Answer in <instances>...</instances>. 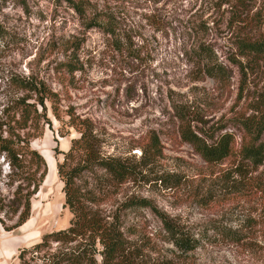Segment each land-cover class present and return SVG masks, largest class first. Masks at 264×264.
Here are the masks:
<instances>
[{
  "label": "rangeland",
  "instance_id": "1",
  "mask_svg": "<svg viewBox=\"0 0 264 264\" xmlns=\"http://www.w3.org/2000/svg\"><path fill=\"white\" fill-rule=\"evenodd\" d=\"M84 1L114 17L120 49L64 0H0V93L9 72L42 79L58 94L63 119L48 108L50 122L31 141L47 172L29 219L12 230L0 225V264L18 263L23 248L69 225L57 165L79 133L67 124L66 109L92 122L101 158L119 159L128 170L121 181L87 165L75 190L82 207L121 226L133 264H264L254 187L264 164L236 156L208 162L181 134L185 127L210 141L227 131L237 150L242 120L264 121V54L242 56L237 46L238 36L259 34L264 0ZM199 44L208 58L196 55ZM63 61L76 70H56ZM151 138L156 150L143 154ZM68 163L84 164L77 155ZM132 197L146 198L159 215L145 207L123 210ZM160 216L198 246L182 251L165 241Z\"/></svg>",
  "mask_w": 264,
  "mask_h": 264
},
{
  "label": "trees",
  "instance_id": "2",
  "mask_svg": "<svg viewBox=\"0 0 264 264\" xmlns=\"http://www.w3.org/2000/svg\"><path fill=\"white\" fill-rule=\"evenodd\" d=\"M64 1L85 18L87 28H101L112 37L117 48L122 46L114 17L95 9L89 1ZM256 20L259 34L255 38L238 36L237 46L242 56L259 57L264 54V13ZM194 50L198 57L210 56L203 44L197 45ZM235 64L243 70L239 61ZM75 68L72 61H63L56 66V70L67 72H73ZM207 70L208 74L214 75L220 69ZM4 84L5 90L0 93V225L5 230H12L29 219L32 199L39 191L47 172L44 157L32 147L31 141L40 137L45 124L50 122L48 108L57 120L63 119L60 117L58 94L42 79L9 72ZM65 112L68 116L67 124L76 128L79 133L78 137L71 140L69 150L64 153V160L57 165L59 177L64 183V206L72 213V217L67 227L45 233L40 241L23 248L18 254L19 262L15 264H30L25 253H30L28 259L33 264H133L132 258L127 254L129 245L120 231L121 226L114 221H103L93 210L82 207L80 195L75 190V179L82 167L87 165H99L121 181L128 177V170L119 159L100 157L98 140L90 120L75 116L67 109ZM241 124L243 134L237 150L233 134L227 131L217 138L212 137L210 141L185 127L181 128V134L183 139L196 146L197 151L208 162L236 156L255 167L263 165L264 140L261 135L264 121L248 117ZM155 150L156 144L151 138L143 148V154L152 155L151 152ZM76 155L84 162L82 166L79 163H68ZM254 187L258 194L259 217L264 231V177L257 178ZM144 207L159 215L146 198L132 197L122 202V209L125 211ZM160 221L164 226L165 241L182 251H190L198 246L197 238L168 218L160 216Z\"/></svg>",
  "mask_w": 264,
  "mask_h": 264
}]
</instances>
